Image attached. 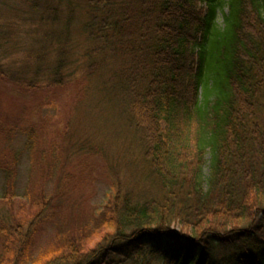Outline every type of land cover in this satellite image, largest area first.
I'll return each mask as SVG.
<instances>
[{"label": "trees", "instance_id": "obj_1", "mask_svg": "<svg viewBox=\"0 0 264 264\" xmlns=\"http://www.w3.org/2000/svg\"><path fill=\"white\" fill-rule=\"evenodd\" d=\"M42 3L46 45L21 71L5 65L0 45V80L31 94L85 93L97 74L94 91L137 136L162 194L118 190L91 231L32 258L52 201L41 192L0 218V264H264V0ZM77 13L80 58L70 38ZM0 173L12 206V169Z\"/></svg>", "mask_w": 264, "mask_h": 264}, {"label": "rangeland", "instance_id": "obj_2", "mask_svg": "<svg viewBox=\"0 0 264 264\" xmlns=\"http://www.w3.org/2000/svg\"><path fill=\"white\" fill-rule=\"evenodd\" d=\"M43 13L42 0H0V45L6 66L21 71L28 53L46 45L42 38L48 29L40 22ZM224 13L226 5L218 13L220 28ZM80 16L76 14L70 29L76 58L87 49ZM96 76L87 82L85 93L70 87L31 94L0 80V167L12 169L16 195L12 206L3 200L4 174L0 173V218L10 221L41 192L52 197L44 214L49 219L36 235L32 258L66 238L91 231L103 205L118 190L139 199L162 194L143 161L137 136L94 91ZM140 259L151 261L150 256H140L137 262Z\"/></svg>", "mask_w": 264, "mask_h": 264}]
</instances>
